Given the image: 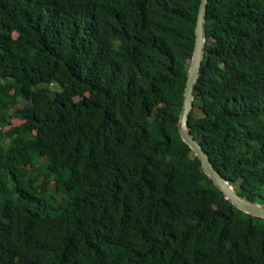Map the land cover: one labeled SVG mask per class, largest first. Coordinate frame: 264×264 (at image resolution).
<instances>
[{"label":"trees","instance_id":"1","mask_svg":"<svg viewBox=\"0 0 264 264\" xmlns=\"http://www.w3.org/2000/svg\"><path fill=\"white\" fill-rule=\"evenodd\" d=\"M200 2L0 0V264H264L180 135ZM205 34L190 132L264 207V0Z\"/></svg>","mask_w":264,"mask_h":264},{"label":"water","instance_id":"2","mask_svg":"<svg viewBox=\"0 0 264 264\" xmlns=\"http://www.w3.org/2000/svg\"><path fill=\"white\" fill-rule=\"evenodd\" d=\"M209 0H201L197 25H196V39L195 51L192 57L189 76L187 81L186 91H184L183 110L180 117L179 130L183 142L194 151L195 155L202 163L206 175L215 183L219 190L224 194L225 198L229 200L234 206L246 214L256 218L264 219V207L260 204L253 203L244 197L240 196L234 188L221 176V174L213 166L209 156L204 151L199 142L192 136L189 129V115L194 108V91L198 83L201 68L203 65L206 34H205V20L208 10ZM233 188V189H232Z\"/></svg>","mask_w":264,"mask_h":264},{"label":"rangeland","instance_id":"3","mask_svg":"<svg viewBox=\"0 0 264 264\" xmlns=\"http://www.w3.org/2000/svg\"><path fill=\"white\" fill-rule=\"evenodd\" d=\"M76 99H78V98H76ZM26 103H27V102H22V104H26ZM20 107H21V105H18L16 108H20ZM21 124H22V121L19 120V119H17V118H15V119L12 120V126H7V127L5 128V130L10 129L11 127H18V126H20ZM49 187H50V189L55 193V195H56L58 198H61V197H62V195H60L61 197H59L58 192L55 191V188H54L53 183H50Z\"/></svg>","mask_w":264,"mask_h":264},{"label":"bare ground","instance_id":"4","mask_svg":"<svg viewBox=\"0 0 264 264\" xmlns=\"http://www.w3.org/2000/svg\"><path fill=\"white\" fill-rule=\"evenodd\" d=\"M233 189V188H232Z\"/></svg>","mask_w":264,"mask_h":264}]
</instances>
